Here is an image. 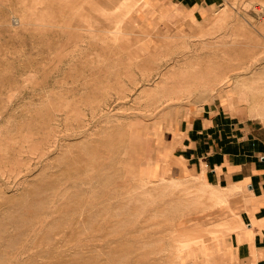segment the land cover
Listing matches in <instances>:
<instances>
[{
  "label": "rangeland",
  "instance_id": "1",
  "mask_svg": "<svg viewBox=\"0 0 264 264\" xmlns=\"http://www.w3.org/2000/svg\"><path fill=\"white\" fill-rule=\"evenodd\" d=\"M144 4L0 0V264H182L246 202L212 199L174 138L208 106L264 134V0L192 26Z\"/></svg>",
  "mask_w": 264,
  "mask_h": 264
},
{
  "label": "crops",
  "instance_id": "2",
  "mask_svg": "<svg viewBox=\"0 0 264 264\" xmlns=\"http://www.w3.org/2000/svg\"><path fill=\"white\" fill-rule=\"evenodd\" d=\"M133 1H145L142 8L150 7L149 15L158 11L163 23L182 26L208 21L226 2ZM232 120L223 110L208 106L201 115L182 122L174 138L175 161L187 165L186 173L203 182L212 199L246 196L235 217L225 221L223 235L211 239L204 252L198 249L192 263L186 260L182 264H264V134H255L245 123Z\"/></svg>",
  "mask_w": 264,
  "mask_h": 264
},
{
  "label": "bare ground",
  "instance_id": "3",
  "mask_svg": "<svg viewBox=\"0 0 264 264\" xmlns=\"http://www.w3.org/2000/svg\"><path fill=\"white\" fill-rule=\"evenodd\" d=\"M20 24H21V20H15V22H13L14 26H17V25H20ZM229 77L230 76L227 75V76H222V78L220 80L217 79L216 85H220V84L223 85L224 84L223 82L225 80H227V78H229ZM259 102H260V100L255 101V103H257V104H260ZM263 106H264V103H263V105L260 104L259 108L263 107ZM258 112H259L258 114L261 116V118L264 119V108L260 109ZM231 191H234V190H231ZM227 225H228V222H224V223L221 224V226L224 227V228H226ZM217 236H218L217 233H213V234H210L208 236H202V237H199V238H191V239H188V240L180 242L176 246V257H178L179 254H183L185 256L186 260H191L193 257H195L196 251L198 249L204 252L206 244L211 239L216 238Z\"/></svg>",
  "mask_w": 264,
  "mask_h": 264
}]
</instances>
